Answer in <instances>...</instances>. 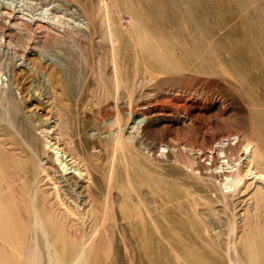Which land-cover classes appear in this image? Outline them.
Here are the masks:
<instances>
[{"label": "rangeland", "instance_id": "obj_1", "mask_svg": "<svg viewBox=\"0 0 264 264\" xmlns=\"http://www.w3.org/2000/svg\"><path fill=\"white\" fill-rule=\"evenodd\" d=\"M50 98H62V141L49 133L56 115L27 113L45 114ZM29 128L40 161L25 144ZM54 141L83 169L113 175L114 205L132 218L128 235L98 250L127 239L141 264L144 245L150 264H169L170 249L171 264H264V214L243 221L256 184L248 180L251 195L226 206L213 177L221 165L211 167L209 154L226 144L244 158L255 143L264 165V0H0V180H8L0 193L17 190L7 199L14 212L41 170L53 189L51 166L64 167ZM34 251L26 260L0 253V261L46 264L43 248Z\"/></svg>", "mask_w": 264, "mask_h": 264}, {"label": "bare ground", "instance_id": "obj_2", "mask_svg": "<svg viewBox=\"0 0 264 264\" xmlns=\"http://www.w3.org/2000/svg\"><path fill=\"white\" fill-rule=\"evenodd\" d=\"M58 17L59 16H57V18ZM55 20H57V19H55ZM83 20H85V19H83ZM108 21H107V23H108ZM128 23L130 24V21ZM63 24H60V25H63ZM88 25H89V23H88ZM100 27L102 28L103 26H100ZM107 28H106V30H107ZM103 29H104V27H103ZM89 33H90V31H89ZM109 33H111V32H109ZM110 37H111V35H110ZM106 38H107V36H106ZM108 46L110 47V45H108ZM114 46H116V45H114ZM112 54H114V53H112ZM113 59H114V57H113ZM113 62H114V60H113ZM114 63L112 65V67L115 65ZM118 63H119V61H118ZM137 63H138V61H137ZM63 65H66V64L64 63ZM60 66H57V67H60ZM62 68H64V67H62ZM62 68H60V69H62ZM118 68H119V66H118ZM114 70H115V68H114ZM115 71L117 73V70H115ZM119 76H120V74H119ZM113 77H112V79L114 81V79L117 77H116V75H114ZM47 86L49 89L53 90L55 85H53V83L49 82L47 84ZM3 90H5V89H3ZM54 90H56V89H54ZM108 96H111V95L108 94ZM39 99H40V97H39ZM11 100H13V99L11 98ZM47 103L49 106V108H48L49 110L45 114H43V112H39L38 107L37 108L36 107H28L27 113L30 114L32 117H34L36 119L38 118V119L43 120V121L44 120H50L52 115H56L57 118H55V120L52 122L53 125L51 126V130L49 131V133H50V135L54 136V139L56 137L57 139L62 141V139H61L62 138L61 127L66 123V121H68V120H66V117L64 115L62 116V114H60L62 112L61 110H63V106H61L62 98H59V99L56 98L55 100H52L50 98L49 100H47ZM12 105H13V103H12ZM35 106H37V105H35ZM14 108H17V107H14ZM39 108H40V106H39ZM129 109H130V107H129ZM15 111H18V110H15ZM23 112H25V111H23ZM16 114H18V113H16ZM13 120H14V117H13ZM138 121H140V120H138ZM39 122H41V121H39ZM16 125H17V123H16ZM30 125L32 126V124H30ZM30 125H29V127H30ZM41 126L42 125L40 123V127ZM48 126H50V125H48ZM27 129H28V127H27ZM34 129L37 130L36 128H34ZM67 129H68V126H67ZM31 130L32 129L26 130L27 131V132L25 131L26 134L23 132L25 137L27 135V137H26L27 139L25 138L26 139L25 144H27V147H29L31 149V151H32L31 153H32L33 157H35L36 160L40 161V159H39L40 154L39 153L41 152V154H42L43 148L40 151L37 150L38 149L37 147H36L37 149H34V144H33L34 143V141H33L34 137L32 136ZM62 130H63V128H62ZM19 131H20V129H19ZM39 136H40V134H39ZM91 136L94 137V135H91ZM39 140H40V138H39ZM66 142H67L66 146H68L70 141L69 142L66 141ZM66 142H64V143L66 144ZM221 143H223V142H221ZM225 145H224V147H220L217 150L215 149V147L211 148L209 150V151H211V152H209V154L212 155L211 159H213L210 162V163H212V164H210V166L216 167L218 164L221 165L218 168V169H220V171L219 172L217 171V173L213 176L215 178H218V180H220V186L223 187L219 191L218 198H221L223 201H225L226 206L230 207L233 203L241 202L242 198L251 195V192L254 191V195L252 193V197H251V200L254 202L253 210H251V211H250V209L246 210V219L243 221H245L244 224L245 223L246 224L248 223L250 225L258 224L261 220V217L263 216L262 214H264V165L261 163V161L260 162L257 161V158H256V153H257L256 151L259 148H257L258 146H255L256 144L254 143V145H252L250 150H249L250 147L246 148L247 149L246 157L242 158L243 156L240 155L239 151H238L239 148L237 149V147L233 148L230 146L225 147ZM71 147H73V146H71ZM217 147H219V146H217ZM65 148H61L60 143L58 144L55 141L51 145V147L49 146V149L56 151L57 154L60 153L61 164L64 165V167L62 166L61 169H58L59 167H57V166H56L57 169L54 166H51V167H53L50 170L51 177H52L51 182L55 188L51 186L53 188L52 190L45 189V187L49 186L50 181L46 182V181H44L45 180L44 178L41 179L40 175L43 173V171L41 170V172L37 175V178H35V179H37V181L34 179L36 182L32 183V180H33V178H32V180L30 182H27L25 184L26 185L25 186L26 191H25V195H24L25 197L23 196L24 199H23V201L21 200V202H20V204L22 203L21 205L18 202V206L20 205L18 207L19 210L17 209L15 212L11 209L10 205L7 204L8 203L7 199H10L12 194H14V192H17V190H15V188H12V189L10 188L11 192L8 191L6 193H0V194H3L1 196L2 199L5 200L3 202H6V203H4L5 207L2 205L4 207V210L2 207H0V209L2 208L0 211L3 210L1 217H0L1 218L0 228L2 230V231L0 230V253H1V257L3 254L4 257H13V258L17 257V258H21L23 260H26L30 257L37 255L36 251H34V248L37 246H41L43 248L44 253H45V255H43V256L48 257L49 260H58L60 258V255H61V253L58 251V247H61V249H64V248L67 249V251H65V253L62 255L67 257V258H70L71 260H73L76 263L79 260H86L90 257H93L95 255V253L93 252L94 246L98 245L99 243L103 242L104 240L106 242H109V243L116 241L118 236H121L122 234H124L123 230L127 229L128 224L132 218L130 217L129 214L125 213L123 210H122V213H119V210H117L116 206L114 205V201H113L112 197H113V193H114V190L116 188V185H115V180H113L114 179L113 175L107 176L106 171L103 169L99 172H92L90 170V168L83 169V167L81 166V163L79 162L77 157L72 156V154H71L72 152L69 154L68 153L69 151H66L67 149L65 150ZM46 150H48V149H46ZM44 151H45V149H44ZM242 153H243V151H242ZM202 154H203L202 158H204L205 161L209 162L210 157L207 155L208 153L202 152ZM220 154H223L224 157L219 158ZM242 159H243V161H242L243 165L240 163ZM220 161H222V162H220ZM262 161H264V158H262ZM236 163H238V164L236 165ZM25 164H27V163H25ZM39 165L43 166L44 164L42 162H39ZM25 167H26V165H25ZM202 168H203V166L200 167V170ZM38 169H39V167H38ZM72 170H73V172H72ZM209 171H210V169H209ZM243 172H249L250 175H252V178L251 177H250L251 179L246 178V177H249V176H247L248 173H246V175L243 176ZM9 174L10 173H8L7 175H9ZM9 177H11V176L9 175ZM0 179H1V177H0ZM9 180H10V178H9ZM18 180H19V178H18ZM248 180H253L254 182L253 181L252 182L256 184L251 192L247 191L250 188V186L248 184H249V182H251V181L248 182ZM2 181L0 180V183H2ZM7 181L6 182L3 181L5 189L7 186V185H5V183H8ZM21 181H23V180H21ZM24 183H21V185ZM8 185H9L8 187H10L12 184L10 185V183H9ZM4 186H3V188H4ZM1 188L2 187L0 186V189ZM216 189H217V187H216ZM1 190H3V189H1ZM1 190H0V192H2ZM21 191L22 190L20 189V192ZM21 194L19 193V195H21ZM127 196H129V194ZM146 196H148V195H146ZM16 198H17V196H16ZM151 198H152V196H151ZM14 199H12V200H14ZM18 199H16V200H18ZM20 199H22V197ZM148 200H149V197H148ZM152 201L150 200L149 202L152 203ZM1 202H2V200H1ZM13 202H15V201H13ZM116 204H117V202H116ZM153 206L158 211L159 208L161 207V203L158 202L157 200H154ZM152 212H153L152 209L147 207L145 214L147 216H150L152 214ZM250 212L252 213L251 215H250ZM243 217H245V215ZM149 218L154 221V223L156 225V229L159 230L158 224L156 222L157 219L153 216H150ZM262 219H263V217H262ZM247 228H246V230H247ZM4 230L6 231V233L4 232ZM83 230L85 232L81 233V231H83ZM244 230H245V228H244ZM87 231H89V233ZM2 232H4V233H2ZM245 234H246V232H245ZM239 253H241L243 255L242 252H239ZM245 253H246V251H245ZM0 264H4V261H0Z\"/></svg>", "mask_w": 264, "mask_h": 264}, {"label": "crops", "instance_id": "obj_3", "mask_svg": "<svg viewBox=\"0 0 264 264\" xmlns=\"http://www.w3.org/2000/svg\"><path fill=\"white\" fill-rule=\"evenodd\" d=\"M123 232L127 233V229H124ZM120 242L122 244L120 243L118 246L116 244L107 245L104 247V250H98V248L94 246L93 252L95 255L86 260H79L77 261L78 263H75L70 258L62 255L65 251H67V249H61V247H58V251L61 253L60 258L58 260H49L48 257L44 256L46 258L45 262L46 264H109L110 262H112V264H141L142 262L137 260V252L134 251L135 248L127 245L128 240L126 239L125 241ZM150 247V245H144L143 252L145 250L146 252H142V255L146 256V263L143 261V264H150V257L152 255ZM167 255V259L170 258L169 264H171L172 257L175 255L173 250L170 249V251H167Z\"/></svg>", "mask_w": 264, "mask_h": 264}, {"label": "built area", "instance_id": "obj_4", "mask_svg": "<svg viewBox=\"0 0 264 264\" xmlns=\"http://www.w3.org/2000/svg\"><path fill=\"white\" fill-rule=\"evenodd\" d=\"M4 78H3V80L6 82L7 80H6V77L5 76H3Z\"/></svg>", "mask_w": 264, "mask_h": 264}]
</instances>
